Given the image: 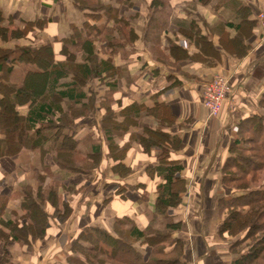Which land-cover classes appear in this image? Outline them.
Here are the masks:
<instances>
[{"label": "crops", "instance_id": "obj_1", "mask_svg": "<svg viewBox=\"0 0 264 264\" xmlns=\"http://www.w3.org/2000/svg\"><path fill=\"white\" fill-rule=\"evenodd\" d=\"M166 4V10L161 4L159 16L149 22L146 8L133 13L131 5L118 6L122 14L128 13V20L143 22L142 27L134 22L140 39L130 42L128 62L122 66L120 55L114 59L124 76L113 93L111 110L117 114L128 109V132L108 140L101 124L104 109L96 99L94 109L76 120V139L83 140L78 150L84 155L100 151L90 172L72 173L60 168L51 154L42 156L27 148L0 158V264L6 256L10 259L6 264L84 263V257L72 251L83 231L114 234L117 222L127 220L130 227L146 232L156 224L162 229L161 218L178 226L168 233L181 242L178 252L183 263L233 264L231 238L218 231L226 216L219 202L237 194L224 183L223 169L238 126L264 116L260 20L264 0H167ZM0 12L19 29L23 23L43 22L28 43L50 42L60 61L65 60L61 42L72 35V27L81 28L86 22L73 0H0ZM163 13L167 17L160 20ZM8 44L21 45L17 39ZM25 75L21 66L15 68L10 83L22 86ZM217 75L228 76L232 93L213 118L204 96ZM92 83L98 88L96 80ZM63 109L67 112L66 102ZM18 110L26 115L29 105ZM116 116L119 122L125 119ZM154 136L161 138L160 143L146 150L142 140ZM173 138L178 140L176 146ZM164 162L183 167L170 188L178 203L154 222L159 187L166 184L156 170ZM52 191L55 204L49 201ZM134 246L148 261L152 246L144 240Z\"/></svg>", "mask_w": 264, "mask_h": 264}, {"label": "trees", "instance_id": "obj_2", "mask_svg": "<svg viewBox=\"0 0 264 264\" xmlns=\"http://www.w3.org/2000/svg\"><path fill=\"white\" fill-rule=\"evenodd\" d=\"M99 1L96 0L95 4ZM89 2L91 1L74 0L75 6L84 12L86 22L81 28L72 27V35L61 42V56L65 57L63 61L57 59L50 42L39 46L24 43L14 47L0 45V158L14 156L27 148L38 150L42 156L51 154L60 168L72 173L90 172L95 165L100 151L84 155L78 150L83 140L76 139V120L95 107L97 93L93 94L91 89L90 92L85 91L86 82L93 84L96 80L99 86L106 88L104 98L107 97V101L104 99L101 104L110 102L111 106L113 103L111 96L118 90L124 69L114 65L115 58L112 55L124 46L120 47L121 43L114 39L121 31L115 26L110 28L117 11L120 13L121 5H115L116 8L113 9V6L95 7L89 5ZM5 22L7 20L0 12V42L5 46L12 39L28 42L35 37L32 34L35 28L44 24L40 21L23 23V29L9 34V29L4 26ZM109 31L112 34L109 35ZM100 39L105 40L109 50L101 46L97 48L96 41ZM77 53L82 55L80 61L75 59ZM98 53L107 56L99 59ZM19 66L26 67L22 86L10 83L13 71ZM28 66L33 69L27 68ZM65 102L67 112L63 109ZM24 105H29L26 115L20 114L18 110ZM77 105L81 107L77 108ZM101 109L107 112L101 124L109 141L128 132V109L117 114L108 107L104 108L103 104ZM118 114L125 119L119 122L116 116ZM242 134H251V137L245 140ZM160 137L142 140V145L149 150L151 146L160 143ZM171 142L174 146L178 144V140L174 138ZM160 159H166L165 152ZM165 163L156 170L166 184L159 187L157 214L152 220L154 222H158L157 218L163 216L168 207L178 203L170 188L173 180L180 179L177 175L182 172L183 167L177 162ZM261 172H264V123L255 116L238 126L237 138L232 143L231 155L223 169L224 183L234 188L237 194L219 202L220 209L229 212L220 224L219 234L230 238L243 234L231 243L233 252L261 234L260 239L255 240V245L236 256L233 264H264V183L259 188H250L245 181L250 174L260 175ZM235 184L242 185L236 187ZM49 201L55 204L56 195L53 191L50 192ZM161 219L165 220H160L162 229L156 224L155 228L146 232L130 227L127 220L117 222L114 234L100 229L83 231L74 242L72 251L85 257V262L79 264H106V260L118 264H185L178 252L181 242L172 240L168 233L170 229H178V226L169 224L166 218ZM138 240H144L152 246V255L148 261L144 260L142 253L134 246V242ZM171 245H174V249L169 251L168 246ZM9 262L10 259L6 256L4 264Z\"/></svg>", "mask_w": 264, "mask_h": 264}, {"label": "rangeland", "instance_id": "obj_3", "mask_svg": "<svg viewBox=\"0 0 264 264\" xmlns=\"http://www.w3.org/2000/svg\"><path fill=\"white\" fill-rule=\"evenodd\" d=\"M90 1L91 2H89V5L91 4V5L95 6V7L113 6L114 7L113 9L116 8L115 5H118V6L119 5H122V4L123 5H126V6L131 5L132 8H135V9L131 10L133 13L136 12V9H139L140 10V9H142L144 7V8H146L145 9V15L144 16L146 17L145 19L148 20V22L150 20L152 21L153 18H155V17L157 18V16H159L158 13L161 12V11H159V9H160V7H162L161 4L164 5V8H165L164 11L167 8L166 7L167 0H100L98 4H95V1L96 0L95 1L94 0H90ZM73 3H74V0H73ZM144 16H142V17H144ZM114 17H116V18L114 19L113 22H111L110 28L112 29L115 26V27H117L121 31V33H120L121 35L120 34L119 35L116 34V38L114 36V39L117 40L119 43H121V46L120 47L124 46V48L123 47L122 48H119L115 52V54L112 55V57L115 58L116 56L120 55L121 56V59L123 61L122 66H124L125 65V62H128V53H130L132 51V48L129 46L130 42L133 43L135 41V38L136 37L138 39H140L138 37V35L135 34L136 28L134 26L135 25L134 22H137V25L138 26L140 24L142 25L143 22L141 21V23L139 24L138 22H139L140 19L137 20V21H134L132 19L131 20H128V13L122 14L121 12L119 13L118 11H117V13H116V15ZM166 17H167V15L165 13H163V15L161 17H159V19L160 20L161 19H164L165 20ZM160 20H159V22H161ZM152 25L154 26V23ZM4 26L9 29V34H11L12 31L19 29L18 26H16V25L13 26V25H11V23H7V22L4 23ZM112 31H109L108 34L109 35L112 34ZM132 32H133V34H131ZM9 38H11V37L9 36ZM17 40H19V39H17ZM96 42H97V48L98 49L101 46V47H105L107 50H109V48L106 46L105 40L100 39L99 41H96ZM20 43L21 44L24 43V45H29L28 42L26 43L23 40H20ZM1 44H2V46L5 45L4 43H1L0 42V45ZM7 46L13 47V46H10V44H8V43L6 44V47ZM3 47H5V46H3ZM72 51H74V50H72ZM71 53H73V52H71ZM98 55H99V59H102V56H104V57L107 56L106 54L104 55V54H101V53H98ZM75 59H77V60L80 61L82 59V55L80 53H77L76 56H75ZM24 68L26 69V67H24ZM27 68L33 69L30 66H28ZM25 69H24V71H25ZM85 87L88 88V91L91 89V92H93V94L94 93H97V98H96L97 101H104V99H105V101H107V97L104 98V96H105L104 94L105 93H103V89L100 88L102 86H98V88H97L96 86L93 87V84H91V82H86V86ZM98 89H99V91H97ZM95 90H96V92H95ZM111 98L113 99L112 96H111ZM109 103L110 102L102 103L103 104V107L104 108H107L108 107V109H111V106H109ZM104 104H108V106H105ZM106 113L107 112H105V109H104V115L105 116H106ZM263 114H264V112H263ZM258 118H261L262 121H263V123H264V116L259 115ZM256 121H258V119H256ZM242 137H244L245 140H247V139L249 140L250 137H251V134H242ZM245 181L247 183H249L250 188H259L264 183V172H261L260 175L250 174L246 178ZM239 185H242V184H235L236 187H238ZM225 213H226V216L229 214L228 211H226ZM260 235L261 234H258V236L252 238V240H250L249 242H247L246 245H243L242 247L237 248V250L234 252V253H236V256H238L239 254H242V253L247 252L248 249H249V247H252L253 245L256 244V241L255 240L260 239V237H261ZM242 236H243V234H240L239 236H237V238H231L230 239V246H231V243H233L234 241H236V239L241 238ZM121 254H123V251L121 252ZM87 257L89 259H91V256L90 255H88ZM97 258H99V257H97ZM84 259H85V257H84ZM100 259L102 260L103 258H100ZM106 261H107L106 264H118V263L111 262V261H108V260H106Z\"/></svg>", "mask_w": 264, "mask_h": 264}, {"label": "built area", "instance_id": "obj_4", "mask_svg": "<svg viewBox=\"0 0 264 264\" xmlns=\"http://www.w3.org/2000/svg\"><path fill=\"white\" fill-rule=\"evenodd\" d=\"M264 25V14L260 15ZM232 93V85L228 76L217 75L207 86L204 96V106L209 115L217 118L223 108L225 101H228Z\"/></svg>", "mask_w": 264, "mask_h": 264}]
</instances>
